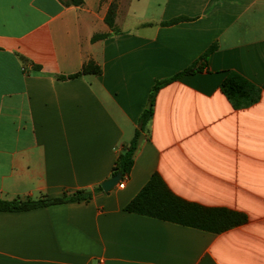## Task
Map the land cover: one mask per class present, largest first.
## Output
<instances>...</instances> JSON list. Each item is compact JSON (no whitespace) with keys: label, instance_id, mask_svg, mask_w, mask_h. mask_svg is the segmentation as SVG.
Masks as SVG:
<instances>
[{"label":"crops","instance_id":"obj_1","mask_svg":"<svg viewBox=\"0 0 264 264\" xmlns=\"http://www.w3.org/2000/svg\"><path fill=\"white\" fill-rule=\"evenodd\" d=\"M231 72L256 102L228 97ZM151 107L124 187L94 191ZM155 173L246 221L215 233L126 211ZM79 190L92 196L0 211V264H264V0H0V197Z\"/></svg>","mask_w":264,"mask_h":264},{"label":"trees","instance_id":"obj_2","mask_svg":"<svg viewBox=\"0 0 264 264\" xmlns=\"http://www.w3.org/2000/svg\"><path fill=\"white\" fill-rule=\"evenodd\" d=\"M60 1L65 6H72L80 5L84 0ZM117 7V2H112L106 15V22L111 27L115 24ZM98 37L99 36H95V38ZM215 49V45L211 46L202 56V59H207L208 55ZM36 69L39 68L36 66ZM202 69V66H199L196 63L171 78L158 81L153 87L151 101H154L159 89L165 84L181 77L184 74L194 73L201 71ZM99 72L100 68L92 63H89L84 65L82 70L76 74H71L69 76L62 75L59 77L66 79L83 74ZM222 88L228 97L238 106H248L256 102L261 95V89L238 72H231L223 81ZM152 114V107L144 111L140 118L141 129L136 132L134 139L124 148L123 152L117 159V162L112 170V176L120 173L122 175L120 180L121 182L125 178H128L134 166V155L140 131L144 129ZM94 191H103L102 184L98 185ZM91 196L92 191L79 190L71 194H65L63 197L58 198H15L8 200L0 197V211H26L51 204L88 199ZM125 210L215 233L223 232L231 227L245 222L247 219L246 215L240 212L231 211L224 207L203 206L177 196L171 191L164 179L158 173L153 174L151 179L136 195V197H134L126 205Z\"/></svg>","mask_w":264,"mask_h":264},{"label":"water","instance_id":"obj_3","mask_svg":"<svg viewBox=\"0 0 264 264\" xmlns=\"http://www.w3.org/2000/svg\"><path fill=\"white\" fill-rule=\"evenodd\" d=\"M121 177L122 175L119 173V174H116L108 178L104 182H102L103 190L106 192L110 191L113 187H115L120 182Z\"/></svg>","mask_w":264,"mask_h":264},{"label":"built area","instance_id":"obj_4","mask_svg":"<svg viewBox=\"0 0 264 264\" xmlns=\"http://www.w3.org/2000/svg\"><path fill=\"white\" fill-rule=\"evenodd\" d=\"M126 180H127V178H125L122 182L120 181V182H121V183H120V186H121V187H124Z\"/></svg>","mask_w":264,"mask_h":264}]
</instances>
